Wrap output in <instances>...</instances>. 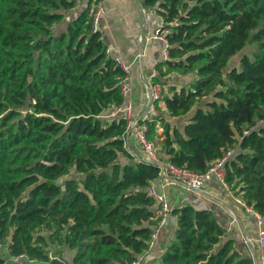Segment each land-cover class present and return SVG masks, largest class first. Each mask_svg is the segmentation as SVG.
<instances>
[{"label":"trees","instance_id":"1","mask_svg":"<svg viewBox=\"0 0 264 264\" xmlns=\"http://www.w3.org/2000/svg\"><path fill=\"white\" fill-rule=\"evenodd\" d=\"M98 1L0 0V264H134L158 225L148 194L158 165L128 150L123 116L101 117L125 103L128 72L93 30ZM141 2L161 18L167 44L151 82L170 93L164 112L155 101L147 137L167 161L198 173L232 150L225 182L264 220V0ZM249 43L252 55L229 67ZM170 73L194 77L177 88L162 79ZM191 109L181 128L163 116ZM172 212L160 264H255L212 211Z\"/></svg>","mask_w":264,"mask_h":264},{"label":"crops","instance_id":"2","mask_svg":"<svg viewBox=\"0 0 264 264\" xmlns=\"http://www.w3.org/2000/svg\"><path fill=\"white\" fill-rule=\"evenodd\" d=\"M132 1L120 0L118 4L120 10L128 9L133 13V17L130 16L132 22L128 24L130 26L128 30L123 27L117 29L112 25L111 30L108 32V28L103 30L100 26L97 27L107 45L108 53L125 65L126 71L128 72L126 81L128 92L124 96L125 103L121 107H111L104 111L101 115L104 120H111L118 116H123V109L127 105L130 106L129 113L133 117L140 116L144 113H149L150 117V115L156 112L155 102L150 101L149 89L152 85L151 77L156 74L154 65L165 56V51L160 52V56L154 59L148 50L151 68L147 75L148 81L144 80L145 77L142 72L143 51H139L138 47L139 43L142 45V43L145 44L147 41L150 42L153 39H160V37L154 36L158 27V20L157 16L147 9H145V16H143L142 11L145 7L142 6L141 0ZM101 2L105 10L102 15L106 20L108 18L107 14L110 7V0H101ZM84 5V2H81L72 10L67 11L65 15L66 22L72 20ZM182 78L183 76L177 77L176 73H170L162 79L179 88L188 83H185V80ZM157 105L164 112L163 101L158 100ZM191 114L192 109L180 117H169L167 114H163V116L171 125H176L181 128L188 121ZM161 131V126L157 127V134L161 133ZM126 134L125 144L128 150L142 159L146 158L136 139L134 128L127 131ZM160 155L158 154L161 160H167V156L163 152H160ZM152 185L155 186L157 191L163 192L166 195L170 205V213L166 217L163 225L156 232L153 245L141 254L134 264H160V255L174 238L176 230L177 216L173 214L172 210L187 204L197 209H208L212 211L218 223L226 229V238H232L234 240V246L238 250L245 251V238L256 236L257 221L253 213L239 205L234 200L236 196L234 192L224 187L214 177L206 180L199 190L188 189L179 182L164 183L159 178H155ZM249 252L251 254V249Z\"/></svg>","mask_w":264,"mask_h":264},{"label":"built area","instance_id":"3","mask_svg":"<svg viewBox=\"0 0 264 264\" xmlns=\"http://www.w3.org/2000/svg\"><path fill=\"white\" fill-rule=\"evenodd\" d=\"M98 10L95 13V18L93 21V29L96 28V20L98 19L100 13L104 9V5L99 0L97 2ZM144 11V9H143ZM146 11V10H145ZM159 18V17H158ZM161 21V18H159ZM158 32V31H157ZM160 39L164 42V46L166 48V40L164 37L160 36ZM166 54V49H164ZM119 61V60H117ZM120 65L126 70V67L119 61ZM127 77L122 80V92L124 96L128 92L127 86ZM151 98L150 101H158L161 100L164 95H169V89L166 85L161 84H152L150 87ZM130 106L127 105L123 109V118L127 121V131H130L134 128L136 139L141 146L146 159L155 162L158 165V173L157 178L161 179L164 183H173L179 182L184 185L186 188L191 190H199L206 180L211 179L212 177L216 178L221 184L228 188L225 182V163L230 156L232 150H227L224 156L218 160H216L206 171L202 173H198L195 171H191L184 167H178L172 164L169 161H163L159 158L156 153L155 141L154 139H149L146 135V125L145 122L149 120V113H144L140 116L133 117L129 113ZM157 127H159V123H157ZM126 135L124 138H126ZM148 194L152 197L155 203L159 206V216L160 219L158 221V225L154 230V233L151 236V240L149 242V248L153 245V241L156 235V232L160 228L161 225L165 222L166 217L170 213V205L168 203L167 197L163 192L157 191L155 186L151 185L148 188ZM234 200L245 208V210L250 211L256 218L257 221V233L255 237H247L244 239V245L251 249V254L253 255L255 264H264V220L263 218L253 211L251 208L245 205L243 200L237 196L234 197ZM257 248L256 252L253 247Z\"/></svg>","mask_w":264,"mask_h":264},{"label":"rangeland","instance_id":"4","mask_svg":"<svg viewBox=\"0 0 264 264\" xmlns=\"http://www.w3.org/2000/svg\"><path fill=\"white\" fill-rule=\"evenodd\" d=\"M119 1L120 0H110V5H109L110 7L108 9V14H107L108 18L106 20L104 19V16L102 14H103V12L105 10L103 9L102 12L100 13L98 19L96 20V23H95L96 24V28L93 29V30L98 29L97 27L100 26L103 30H105V28H108L107 31L109 32L111 30V26L112 25L114 26V28H117V29H119L120 27L126 28L127 30L129 29L128 27H130V26L128 24L130 22H132V20H131L132 18H130V16L133 17V13H131V11L128 10V9L120 10L119 7H118ZM134 4L137 6V4L135 2H134ZM97 10H98V7L96 5V7L94 8V13H96ZM76 12H78V11H76ZM142 14H143V16H145V8H144V11H142ZM152 14L157 16V20H158V27L156 29V32L154 33V36L155 37H160V36L162 37V34L164 32H162V30H160V27L163 24H162V22L159 21L158 15L155 12H153ZM65 19H64L63 23L52 27L54 32H59L60 30H62L64 28V26L66 24V20ZM148 32H149V29H148ZM160 32H162V33H160ZM161 40L162 39H159V38L158 39H153V41L152 40L150 42L147 41L145 44L142 43V45H141V43H139L138 50L139 51H141V50L143 51L142 72H143V75L145 77L144 80H146V81H148L147 75H148V72H149V70L151 68L150 62H149V54H152V57L155 59L158 56H160V52H162L164 49H166L165 46H164V42L161 41ZM148 50H149V54H148ZM253 50H254V45L249 43L242 51L238 52L235 55V57L230 61L229 67H231L233 65L237 66L238 65V61H239V57L242 54H247V55L251 56ZM176 75H177V77H182L183 76L182 79L185 80V83L191 82L193 80V77H194L192 75V73L183 74V75L176 73ZM204 99H206V98H203L202 100H204ZM259 124H264V119L260 120ZM154 141H155V147L156 148L160 147L159 144L157 143V138H154ZM160 152H162L160 150V148L156 150L157 155L158 154L160 155ZM67 176L68 177H80L76 172H74V170H70V172H69V174ZM255 249L257 250L256 246H255ZM0 255H6V251H5L4 248L0 247ZM10 260H12L14 264H22L24 262V260L22 258H16V259L13 258V259H10Z\"/></svg>","mask_w":264,"mask_h":264},{"label":"water","instance_id":"5","mask_svg":"<svg viewBox=\"0 0 264 264\" xmlns=\"http://www.w3.org/2000/svg\"><path fill=\"white\" fill-rule=\"evenodd\" d=\"M149 93H150V89H149ZM150 98H151V93H150Z\"/></svg>","mask_w":264,"mask_h":264}]
</instances>
